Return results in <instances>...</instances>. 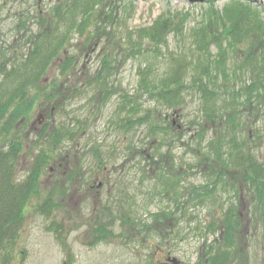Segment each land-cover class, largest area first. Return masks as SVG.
<instances>
[{"label":"rangeland","instance_id":"obj_1","mask_svg":"<svg viewBox=\"0 0 264 264\" xmlns=\"http://www.w3.org/2000/svg\"><path fill=\"white\" fill-rule=\"evenodd\" d=\"M64 1L0 0V67L29 52L26 39L37 33L39 14L47 15ZM208 1L106 0L100 16L93 15L91 32L69 35V44L41 80L42 88L50 90L58 77L56 64L67 56L75 58L68 77H59L62 89L57 100L48 105L33 90L28 100H35L34 106L10 134L19 137L23 148L19 181L39 151L56 150L39 176L37 195L24 209L11 264H157L166 256L180 264H202L209 256L208 245L223 242L219 231L213 235L205 229L220 222L230 207L240 220L228 264H264V204L256 209L257 200L242 174L228 171L225 191L215 192L206 205L191 197L192 187L200 189L207 183L197 167L206 143L196 140L201 122L196 88L188 85L176 110L139 88L140 68L148 67L151 81L157 84L169 74L173 58L182 57L186 63L195 58L190 35L206 17ZM254 1L264 7V0ZM225 2L216 0V9L220 11ZM163 15L174 23L184 20L183 33L170 34L166 46L159 49L142 43L144 52L131 51L137 31ZM90 33L93 39L86 41ZM216 53L212 47L213 58ZM105 54L112 71L104 76L106 86L99 88L93 77ZM227 64L236 78L229 85L216 81L225 106L243 82H250L234 68L233 60ZM254 104V116H244L236 136L248 138L252 154L264 165V93ZM151 125L157 127L154 134ZM222 127L220 135L225 134ZM44 128L46 137L39 135ZM207 128L206 137L214 136ZM58 129L73 137L60 138L56 148L47 134ZM162 172L171 180L179 173L178 185L166 186ZM48 196L57 207L47 216L37 207ZM169 213L171 220L154 222L152 216ZM100 228L107 233L100 235Z\"/></svg>","mask_w":264,"mask_h":264},{"label":"trees","instance_id":"obj_2","mask_svg":"<svg viewBox=\"0 0 264 264\" xmlns=\"http://www.w3.org/2000/svg\"><path fill=\"white\" fill-rule=\"evenodd\" d=\"M105 1L65 0L54 5L47 15L39 14L37 33L26 39L31 45L29 52L16 63L0 67V264H11L13 250L24 224V209L30 199L37 195L39 176L50 164L53 154H56V150L49 153L39 151L32 159L28 174L19 181L16 174L23 148L19 137L13 136V131L24 114L34 106L35 100H28L33 90H38L39 97L42 96L40 100L48 105L52 100H57L62 89L59 77H68L74 69L75 58L67 56L56 64L58 77L51 81L50 90L42 88L43 77L54 66L61 50L69 44L70 34L84 35L87 31L91 32L89 29L94 27L93 15L97 13L100 16L105 8ZM207 3L209 7L206 17L190 35L195 58L188 63L182 57L173 58L169 74L157 84L151 81L148 67L140 68L139 88L149 95L161 98L169 108L175 110L180 107L182 94L188 85L196 88L200 97L201 115L196 140L200 145L206 143L203 150H200L197 167L205 173L207 183L200 189L192 187L191 197H198L200 204L206 205L213 199L215 192L225 191V174L235 170L242 174L247 187L254 193L258 209L264 204V165L252 154L247 144L248 138H237L236 132L241 127L244 116H254V103L264 93V7L259 8L254 0H227L218 11L215 7L216 0H209ZM183 21L174 23L170 17L159 16L151 26L137 31L131 51L140 54L142 43H147L153 49L166 46L170 34L183 33ZM92 39L93 34L87 35L86 41ZM212 47L217 51L215 58L210 54ZM230 60H233L236 70L250 77V82H243L233 92L231 104L225 106L220 100V86L216 81L222 80V83L229 85L236 78L235 72H229L227 62ZM111 71L110 57L105 54L100 70L93 77L97 87L106 86L104 76ZM108 91L105 89L106 94ZM23 103L25 106H21ZM57 107L59 106L56 104L54 109ZM206 126L208 131L212 129L215 132L214 136L206 137ZM222 126L225 134L220 135L221 131L218 129L223 128ZM155 128L157 127L151 125L152 134ZM59 129L47 134L50 140H54L56 148L61 142L60 138L73 137L68 130ZM163 130L168 131L162 128ZM40 131L39 135L43 133V137H46L45 128ZM179 176L177 173L175 180H171L164 172L161 174L166 186L170 187L174 182L178 185ZM56 207L52 197L48 196L37 209L48 216L50 209ZM152 217L154 222L167 221L172 219L173 214ZM239 220L240 217L230 207L224 212L220 222L213 221L206 227L205 231L213 235L219 231V238L223 242L215 247L214 244L208 245L209 256L202 264L231 263ZM146 229L150 228L146 226ZM97 232L105 235L107 230L100 228Z\"/></svg>","mask_w":264,"mask_h":264},{"label":"water","instance_id":"obj_3","mask_svg":"<svg viewBox=\"0 0 264 264\" xmlns=\"http://www.w3.org/2000/svg\"><path fill=\"white\" fill-rule=\"evenodd\" d=\"M203 0H197V2L201 3ZM157 264H180V262L176 258L168 257L166 262H159Z\"/></svg>","mask_w":264,"mask_h":264},{"label":"flooded vegetation","instance_id":"obj_4","mask_svg":"<svg viewBox=\"0 0 264 264\" xmlns=\"http://www.w3.org/2000/svg\"><path fill=\"white\" fill-rule=\"evenodd\" d=\"M169 256H166V258H164V260L160 261V262H166V259L168 258Z\"/></svg>","mask_w":264,"mask_h":264}]
</instances>
